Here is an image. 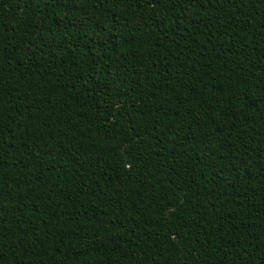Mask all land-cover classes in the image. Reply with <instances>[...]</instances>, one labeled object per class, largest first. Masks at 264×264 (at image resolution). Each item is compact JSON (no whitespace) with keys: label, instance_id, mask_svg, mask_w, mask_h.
Here are the masks:
<instances>
[{"label":"trees","instance_id":"trees-1","mask_svg":"<svg viewBox=\"0 0 264 264\" xmlns=\"http://www.w3.org/2000/svg\"><path fill=\"white\" fill-rule=\"evenodd\" d=\"M0 264H264V0H0Z\"/></svg>","mask_w":264,"mask_h":264}]
</instances>
